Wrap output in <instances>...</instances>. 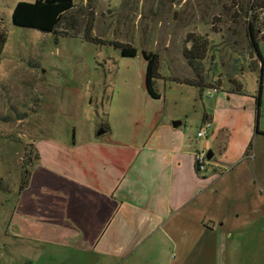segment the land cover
Here are the masks:
<instances>
[{"label":"rangeland","instance_id":"1","mask_svg":"<svg viewBox=\"0 0 264 264\" xmlns=\"http://www.w3.org/2000/svg\"><path fill=\"white\" fill-rule=\"evenodd\" d=\"M21 1L35 0H0V37H5L0 53V264H264V237L245 245L237 237L239 229H233L234 216H239L248 228L252 218H260L264 230L262 137L252 141L254 159L248 166L234 167L221 177L211 204L206 199L199 210L186 207L180 211L181 222L173 218L166 226L168 237L161 232L149 234L153 227L166 223L168 218L162 216L137 231L131 224L135 229L126 247L91 252L75 244L18 237L13 234L17 225L11 223L16 217L25 153L34 150L40 157L41 148L46 150L52 144L71 147L73 129L76 149L81 152H98L100 146L108 145L110 121L115 123L114 134L140 145L156 111L160 122L183 121L185 133L203 140L197 136L200 118L204 110L211 112L206 94L214 90L178 84L175 78L203 80L217 91L233 90L231 80L249 92L261 86L258 124L264 130V40L259 43L262 74L260 69L251 72L250 0H74L58 28L67 30L68 35L14 26L12 12ZM89 25L91 30L86 32ZM86 35L132 45L137 55L123 58L113 46L85 41ZM192 38L209 42L198 70L184 55L191 49ZM142 51L159 56V100L146 92ZM101 124L111 132L95 137ZM109 145V150H116V145ZM218 157L216 153L215 159ZM128 179L144 196V207L147 201L154 205L159 200L162 184L156 188L152 180L131 173ZM200 217L205 221L221 219L223 229L217 222L215 230L232 232V238L224 242L228 249L223 254L221 238L211 239V254L200 251V244H189ZM23 219L21 229L30 227L31 219ZM181 235L187 237L181 240L183 247L177 244Z\"/></svg>","mask_w":264,"mask_h":264},{"label":"crops","instance_id":"2","mask_svg":"<svg viewBox=\"0 0 264 264\" xmlns=\"http://www.w3.org/2000/svg\"><path fill=\"white\" fill-rule=\"evenodd\" d=\"M246 92L215 90L211 95L206 94V99L211 100V112L203 111L200 126L209 122L211 131L203 140L185 133L181 129L183 121L178 128L160 122L159 113L157 116L155 111L147 125L142 146L114 134L115 123L110 121L112 132L105 141L108 145L100 146L98 152L78 151L76 135L74 141L71 138V147L52 144L46 150L41 148L40 164L32 171L29 185L18 195L16 217L11 220L18 227L13 234L36 241L75 244L91 252L104 247L106 250L108 247L121 249L123 245L127 246L126 240L131 238L130 233L135 229L131 224L137 231L157 217L165 216L168 218L166 223L153 227L149 234L161 232V236L168 237L166 226L173 218L178 220L177 223L181 222V217L177 216L180 211L186 207L199 210L206 199L211 204V194L214 196L215 184L221 177L234 167L248 166L254 159L252 141L255 137L264 138V130L258 124V91ZM256 129L260 134H256ZM109 143L116 145V150H109ZM249 144L251 148L246 152ZM142 147L147 150L142 152ZM203 150H211L214 155L207 170L200 173L196 169L195 154ZM215 152L219 155L217 159ZM95 159L102 161L96 163ZM129 173L152 180L156 188L162 184L161 195L154 205L147 201L144 207V196L128 184ZM119 194L125 198L121 199ZM139 208L142 210L137 211ZM26 217L31 219V225L21 229ZM234 217L233 229H239L241 235L237 237L243 244L264 237L260 218L247 221L248 228L246 222H240L239 216ZM217 222L223 229V220L205 221L200 217L194 228L196 236L189 243L191 247L200 244V251L211 254V239L221 238L223 254L228 249L224 242L233 235L231 231L217 232ZM242 229L247 230L242 232ZM186 238L178 237V246ZM239 253H242L241 248Z\"/></svg>","mask_w":264,"mask_h":264},{"label":"trees","instance_id":"3","mask_svg":"<svg viewBox=\"0 0 264 264\" xmlns=\"http://www.w3.org/2000/svg\"><path fill=\"white\" fill-rule=\"evenodd\" d=\"M74 6V0H35L34 2H18L13 9L11 21L14 26L37 30L44 33H58L60 35H68L67 30L59 31L58 28L62 21L65 19L64 15L70 11ZM248 21L247 32L249 36V48L253 53L254 61L250 66L251 72H257V69L263 71V61L261 53L259 51V43L264 40V34L262 28L264 26V0H250L248 4ZM91 30V25L86 29V32ZM85 41L93 43L95 45H109L118 49L121 57L134 58L137 55V49L129 44L103 41L99 38L86 35ZM191 49L184 54L187 58L188 64L195 70H198V61H202L205 58L206 52L209 48V42L199 38L191 39ZM5 43V37H0V53ZM251 53V52H250ZM142 57L146 63L145 67V89L147 94L152 99H160L161 95L157 90V81L161 79L159 74L160 61L158 54L154 52L142 51ZM259 61H262V66L259 68ZM262 77V75H261ZM174 82L178 84L187 85L190 87H196L200 90H216L213 85L206 84L203 80L193 79H174ZM231 84L234 86L233 91L236 93L247 94L243 89V86L231 80ZM213 86V87H212ZM261 86L256 94L257 109L260 107ZM107 132H110L108 126H104ZM256 134H260L256 129ZM72 141H74V130H72ZM31 147V146H30ZM33 147V146H32ZM251 144H249L247 151L250 150ZM40 161L38 152L34 153V150H28L25 153L23 159L22 177L19 182L18 191L21 193L30 182L31 173L34 165Z\"/></svg>","mask_w":264,"mask_h":264},{"label":"built area","instance_id":"4","mask_svg":"<svg viewBox=\"0 0 264 264\" xmlns=\"http://www.w3.org/2000/svg\"><path fill=\"white\" fill-rule=\"evenodd\" d=\"M261 31L264 34V26ZM210 131H211V124L209 122H204L202 126L200 127L197 133V136L199 138H207ZM206 153H207V150H203L195 154L196 169L200 173L206 171L210 163V161H208L206 158Z\"/></svg>","mask_w":264,"mask_h":264},{"label":"water","instance_id":"5","mask_svg":"<svg viewBox=\"0 0 264 264\" xmlns=\"http://www.w3.org/2000/svg\"><path fill=\"white\" fill-rule=\"evenodd\" d=\"M258 62H259V66L261 68L262 61H259V59H258ZM260 74H261V70H260ZM171 125H172L173 128H178L181 125V121H172ZM105 133H106V130L103 127H100L99 129H97L95 134H96L97 137H99V136L104 135ZM213 155L214 154H213V152L211 150H207L206 158H207L208 161H211V159L213 158Z\"/></svg>","mask_w":264,"mask_h":264},{"label":"flooded vegetation","instance_id":"6","mask_svg":"<svg viewBox=\"0 0 264 264\" xmlns=\"http://www.w3.org/2000/svg\"><path fill=\"white\" fill-rule=\"evenodd\" d=\"M100 127H103L104 128V126L102 125V126H100ZM105 129V128H104ZM106 130V129H105ZM106 132H107V130H106Z\"/></svg>","mask_w":264,"mask_h":264}]
</instances>
